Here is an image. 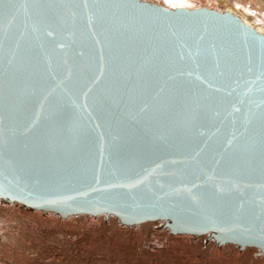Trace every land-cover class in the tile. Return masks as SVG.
Here are the masks:
<instances>
[{
	"label": "water",
	"instance_id": "obj_1",
	"mask_svg": "<svg viewBox=\"0 0 264 264\" xmlns=\"http://www.w3.org/2000/svg\"><path fill=\"white\" fill-rule=\"evenodd\" d=\"M17 4L0 20V201L264 254V35L207 8Z\"/></svg>",
	"mask_w": 264,
	"mask_h": 264
},
{
	"label": "bare ground",
	"instance_id": "obj_2",
	"mask_svg": "<svg viewBox=\"0 0 264 264\" xmlns=\"http://www.w3.org/2000/svg\"><path fill=\"white\" fill-rule=\"evenodd\" d=\"M142 1L154 3L156 5L167 7L169 9H173V10H176L178 8H187L190 10L207 8L209 10H216V11H219L221 13L229 12L233 15L240 17L244 21V23H246L247 25L256 29L259 33L264 35V0H142ZM81 215H72V216H69L68 218L62 219L57 214L50 212V211L49 212H42V211H37V210H31V209L23 207V205L21 203L9 204V203L0 201V249L5 251L8 255L12 256L11 253H9L10 250H8L9 246H18V247L20 246L21 247V245H22V247L23 246H25V248L28 247L27 249L30 250V248H33V246L31 244L34 243L36 240H43V238H44V239H48V240H52V241H57V240L60 241L61 239H62V241H64L62 237L69 236L68 238L72 241L73 237L76 238L79 236V238H80V235H81L82 237L78 241H80V242L84 241V243L89 242V244H91L93 246L98 245V248H100V251H103L105 249H108L105 247L106 242H104V240L106 239V238H104L105 230L113 226L112 222L118 223L119 224L118 228L120 230L123 229V231L126 234L127 233L128 234L129 233H134V234L139 233L140 234V232H138V230H137L138 227L142 228V226H143L145 229H147L149 224H152L154 227H158V229H157L158 232L162 233V231H163L165 233V234L164 233L163 234L167 236L168 240H170V239L175 240V241H186V240L190 241L192 239L194 240L193 235H189V236H187V234L172 235L170 233L169 229L162 228V225L164 223L163 221L145 222V223H141L139 225L129 226V225H123L122 223H120L119 219L117 217H115L114 215H109L108 218H106L105 215H103V214L93 216L94 218L92 217V215H85V217H84V214H83V216H81ZM78 216H79V218H77ZM112 218L115 219L116 221H114ZM86 221H88L89 223H93L95 225L91 226L89 229V227L87 226L88 224H86ZM73 223H74V228H75L74 230H70L66 227L67 224H73ZM47 226H49V227H47ZM118 228H116V229H118ZM120 230H117V231H120ZM145 232H147V230ZM158 232H156V233H158ZM117 234L123 235V234L118 233V232H117ZM143 235L145 236V234H143ZM148 235H150V234H148ZM155 235H157V234H155ZM141 236H142V234H140V237ZM144 236L141 238H144ZM131 237H133V235ZM201 237L202 238L200 239V241H201L200 247L206 246L207 250H212V252L214 251L216 253L215 255H217L218 253L223 252L225 250H231L236 257L239 255H243L241 257L247 258V261L245 262V264H248L249 262H251V264H263L264 254L260 253L259 250L256 248L247 247L244 250H242L239 248V245L219 246L212 237L208 240V242H206L208 239V235H203ZM65 238H67V237H65ZM103 238H104V240H103ZM167 238H165V239H167ZM25 241L30 242V244L28 243V245H31V246H26L27 244L23 245ZM67 241L68 240H66V243H68ZM108 241L110 242V240H108ZM204 242L206 243V245H204ZM33 245H35V244H33ZM61 245H63V244H60V246ZM53 247H54V245H53ZM61 247L63 248V246H61ZM9 249H11V248H9ZM55 249H53V251H55ZM58 249L60 250V248H58ZM65 249H66V246H65ZM76 250H78V249H76ZM76 250L74 252H79ZM207 250H206V252H207ZM60 251H62V250H60ZM81 251H83V250H81ZM84 251H86V250H84ZM71 252H70V254H71ZM74 252H72V253H74ZM74 254H76V253H74ZM132 254H134V253H132ZM146 254H148V252ZM51 255L53 256V254H51ZM212 255H209V256H212ZM71 256L72 255H70L69 259L71 258ZM89 256H91V255H89ZM103 256H104V254H103ZM122 257H123V255H122ZM51 258L49 259L50 261H52ZM61 258L62 257H60V259ZM67 259H68V257H67ZM95 259H94V261H95ZM47 260H48V258H47ZM89 260H90V258H89ZM87 261H86V263H87ZM99 261L100 260H98V263H99ZM101 261H103V260L101 259ZM108 261H110V260H108ZM213 261H211V262H213ZM27 262H28V260H27ZM95 262H93V263H95ZM204 262H205V260H204ZM0 264H6V263H4V261L3 262L0 261ZM55 264H58V263H55Z\"/></svg>",
	"mask_w": 264,
	"mask_h": 264
},
{
	"label": "rangeland",
	"instance_id": "obj_3",
	"mask_svg": "<svg viewBox=\"0 0 264 264\" xmlns=\"http://www.w3.org/2000/svg\"><path fill=\"white\" fill-rule=\"evenodd\" d=\"M81 216H83V214ZM84 217H85V215H84ZM77 218H79V216ZM113 220L116 221L115 219H113ZM112 223H113V226L105 230L104 238H106V239L104 240V238H103V240H104V242H106L105 247L108 249H105L103 251H100V248H98V245L93 246V245L89 244V242L84 243V241H81V242L78 241L81 239V237H82L81 235H80V238H79V236L76 238L73 237L72 241L68 238L69 236H65L68 239L65 237H62L64 241H62V239L60 241L59 240L52 241V240L44 239L42 237L43 240H36L35 242L33 241L34 243L31 244L33 246V248L29 247L30 250L27 249L28 247H26V248H25V246L22 247V245H21V247L20 246L19 247L18 246H9V248H11V249L8 248V250H10L9 253H11L12 256L8 255L5 251L0 249V261H2V262L4 261V263H6V264H8V263L9 264H55V263H58V264H74L75 262H76L75 264H92L95 261L98 263V260H100L98 264H141V263L142 264H210V263L211 264H217V263L221 264L222 263L223 264L224 262H225L224 264H226V263L227 264H245V262L247 261V258L241 257L243 255H239L236 257L231 250H225L223 252H220L217 254L218 256L215 255L216 253L214 251L212 252V250H207L206 246L200 247L201 246L200 239L202 237H199V238L193 237L194 240L192 239L190 241H188V240H186V241H175L172 239L168 240L167 236L164 235L165 233L163 231H162V233L158 232V230H157L158 227H154L152 224H149L147 229H145L143 226H142V228H139V227H138V229L136 228L138 230V232H140V234H142L141 237L144 236L143 234H145V236H146V237L144 236V238H141L139 233H137V234H134V233L128 234L127 233L128 234L127 235L123 231V229L120 230L118 228V226H119L118 223H116V222H112ZM86 224H88L87 226L89 227V229L91 226L95 225L93 223H89L88 221H86ZM47 227H49V226H47ZM66 227L70 230L75 229L74 223L73 224H67ZM116 228H118V229H116ZM117 230H120V231H117ZM146 230H147V232H145ZM117 232L121 233L123 235H118ZM156 232H158V233H156ZM147 233L150 235H148ZM155 234H157V235H155ZM132 235H133V237H131ZM187 236H189V235H187ZM165 238H167V239H165ZM66 240H68L67 241L68 243H66ZM108 240H110V242ZM25 242L23 245L27 244L26 246H31V245H28V243L30 244V242H27V241H25ZM33 244H35L36 246ZM52 244L54 245V247ZM60 244H63V245H61V246H63V248L60 246ZM204 245H206L205 242H204ZM65 246H66V249H65ZM58 248H60V250H62V251H60ZM53 249H55V251H53ZM69 249L72 252H74L76 249H78L76 251H79V252H74V253H76V254H74ZM81 250H83V251L86 250V251L83 252ZM206 250H207V252H206ZM70 252H71V254H70ZM147 252H148V254H146ZM132 253H134V254H132ZM51 254H53V256ZM103 254H104V256H103ZM70 255H72V256L69 259ZM89 255H91V256H89ZM122 255H123V257H122ZM209 255H212V256H209ZM60 257H62V258L60 259ZM67 257H68V259H67ZM88 257L90 258V260ZM47 258H48V260H47ZM50 258L52 261L53 260L54 261L53 262L50 261L49 260ZM93 258L94 259L96 258L97 260L95 259V261H94ZM101 259L103 261H101ZM27 260H28V262H27ZM108 260H110L111 262L113 261V262L111 263ZM204 260H205V262H204ZM86 261H87V263H86ZM211 261H213V262H211ZM96 262L93 264H97ZM248 264H251V262H249ZM263 264H264V261H263Z\"/></svg>",
	"mask_w": 264,
	"mask_h": 264
},
{
	"label": "snow or ice",
	"instance_id": "obj_4",
	"mask_svg": "<svg viewBox=\"0 0 264 264\" xmlns=\"http://www.w3.org/2000/svg\"><path fill=\"white\" fill-rule=\"evenodd\" d=\"M18 6L17 0H0V20L4 18L5 13L11 17Z\"/></svg>",
	"mask_w": 264,
	"mask_h": 264
}]
</instances>
